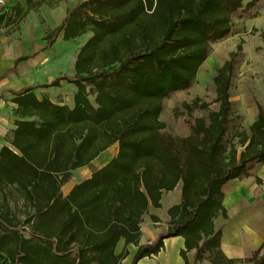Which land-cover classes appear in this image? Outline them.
Returning <instances> with one entry per match:
<instances>
[{
	"label": "trees",
	"instance_id": "trees-1",
	"mask_svg": "<svg viewBox=\"0 0 264 264\" xmlns=\"http://www.w3.org/2000/svg\"><path fill=\"white\" fill-rule=\"evenodd\" d=\"M46 1L27 0L36 6ZM255 1L83 0L68 10L45 39L49 46L60 36L71 40L93 32L78 53L75 73L10 90L17 119L10 146L0 150V190L27 209L21 218L9 197L0 202V264H120L129 244L138 246L132 262L138 264L175 236L185 238L184 264L192 250L196 262H237L223 252L216 220L228 218L224 186L264 166V105L257 103L249 131H238L239 144L228 150L232 54L213 77L219 109L209 118L193 117L187 105L191 135H163L161 114L166 98L193 85L210 44L233 32L234 15ZM13 9L22 17L31 7ZM7 19L12 15L1 13L0 26ZM31 57L19 56L0 79ZM63 82L77 87L73 106L35 93ZM114 144L117 154L97 167L94 160ZM85 166L91 177L65 194L74 171ZM179 185L181 199L169 208L167 227L140 245L144 216ZM121 239L125 245L117 253ZM248 260L264 264V238Z\"/></svg>",
	"mask_w": 264,
	"mask_h": 264
},
{
	"label": "rangeland",
	"instance_id": "rangeland-1",
	"mask_svg": "<svg viewBox=\"0 0 264 264\" xmlns=\"http://www.w3.org/2000/svg\"><path fill=\"white\" fill-rule=\"evenodd\" d=\"M36 1L38 0H34ZM82 1L47 0L36 6L35 3L28 5L27 0H24L22 9L25 11L31 7L24 16H18L14 9L12 12L7 11L13 20L8 23V18L7 23L0 26L3 68L13 66L17 56L33 55L21 63L20 72L9 77L12 79L11 86L20 89L27 85L49 82L60 73H75L78 53L93 32L88 30L84 35L71 40H64L60 36L49 46L45 37L61 23L67 10ZM249 1L251 0H246ZM255 2L249 11L240 10L234 15L233 32L227 38L210 44L208 57L200 66L193 85L164 100L161 119L167 126L161 131L163 135L176 138L193 133L192 117L187 105L192 107L193 117L209 118L219 109L213 77L232 54H235V68L231 86L232 121L226 139L228 150L232 144H239V137L235 136L238 131H249L257 115V103L264 105V0ZM6 7L5 4H0L1 11ZM76 90L74 84L63 82L60 87H38L35 93L39 98L49 97L54 102L73 106ZM5 99L9 101L10 95ZM91 99L94 101L95 96L92 95ZM117 146L111 147V154L116 153ZM74 174L76 179L72 178L73 181L64 187V192L68 191L73 182L85 177V173ZM180 188L179 185L178 189ZM177 192L180 194L181 191ZM224 192L230 214L228 218L219 217L216 226L223 227L225 237L229 239L235 234L243 237V257L238 258L235 264H254L248 258L258 249L264 237V166L258 169L255 176L231 180L224 186ZM170 194L168 192L164 197L165 206L171 201ZM7 197L16 213L24 218L27 209L24 201L18 199L17 202L10 192L0 190V202ZM25 226L28 229V225Z\"/></svg>",
	"mask_w": 264,
	"mask_h": 264
},
{
	"label": "crops",
	"instance_id": "crops-1",
	"mask_svg": "<svg viewBox=\"0 0 264 264\" xmlns=\"http://www.w3.org/2000/svg\"><path fill=\"white\" fill-rule=\"evenodd\" d=\"M23 1L24 0H4V4L7 7L3 11L0 10V14L6 13L8 10H10L12 12L13 7L16 4H20L23 6V3H24ZM67 11L63 16L61 23L63 22L64 18L67 16V13H68ZM60 24H58L57 26H59ZM0 46H1V43H0ZM18 57L19 56L15 57V58L17 59ZM15 60H14V62H15ZM24 61H26V60H24ZM24 61H22V62H24ZM22 62L19 63L18 72H20ZM3 66L4 65H3V61H2V48L0 47V76L7 69L13 67V66L7 65L5 68H3ZM18 72L11 73L8 76L0 79V150L5 145L10 146L9 136L12 134L13 130L16 128L15 120L17 119V117H16L14 111L17 108V104L15 102H13V98L15 95L12 94L10 92V90H19V88H15V87L11 86L10 82L12 81V79H9V77L12 75H16ZM27 86H29V85H27ZM24 87H26V86H24ZM7 95H10V97H11V99L9 101H7V99H5ZM8 104H9V106H8ZM114 145H116V144H114ZM112 146H110L107 150L103 151L94 160V164L97 167L104 166L117 154L118 146H117L116 153L111 154L112 153L111 152ZM75 172H78L80 175H81V173L82 174L85 173V175H84L85 177L82 179H78L79 181L77 180L76 182H73V184L68 189V191L64 192L65 194H68L75 184H77L78 182H80L82 180L90 178L92 175V171L90 170L89 167H86V166L76 169L74 171V173ZM74 176H75V174H73L72 178L76 179V177H74ZM73 179H72V181H73ZM64 187H63V191H64ZM178 190L181 191V189H178V188H176L172 191H169V193H171L170 195L172 198H171L170 203L166 206L164 204V197H165L166 193H168V192H164L163 198H162V207H160V208L151 207L149 214L144 216V220L141 224L142 236L140 239V245L152 242L153 240H155L157 238L158 234L167 227L166 223L169 219L168 210L171 206L178 204L180 202V199H181V192H180V194H178V192H177ZM224 205L226 206V208L228 210V215H229L230 214V208L226 205L225 200H224ZM233 209H234V207H233ZM151 215L158 216L160 221L159 222L153 221L151 218ZM217 228H221V226L217 227ZM222 231H223V237H222L221 248H222L223 252L225 253V255L228 258H234V259L242 258L243 257L242 250L244 248L243 237L239 234L238 235L235 234V236L231 237V239L234 237L233 240H231L227 236L225 237V232H224L223 227H222ZM262 242H263V240H262ZM164 244H165L164 248L158 254L150 256V257H144V258L139 260L138 264H184V258L181 255V250L185 248V238L182 236H175V237L166 238L164 241ZM124 245H125V240L121 239L117 245L116 252L120 253L122 251ZM137 249H138V246H136L135 244H129L128 245L129 255L125 259H123L120 264H132L133 259H134V255H135ZM195 252H196L195 250L188 252V258H189L190 264H214L213 262H211L208 259H204L203 261L196 262L195 261Z\"/></svg>",
	"mask_w": 264,
	"mask_h": 264
},
{
	"label": "built area",
	"instance_id": "built-area-1",
	"mask_svg": "<svg viewBox=\"0 0 264 264\" xmlns=\"http://www.w3.org/2000/svg\"><path fill=\"white\" fill-rule=\"evenodd\" d=\"M0 4H4V0H0Z\"/></svg>",
	"mask_w": 264,
	"mask_h": 264
}]
</instances>
